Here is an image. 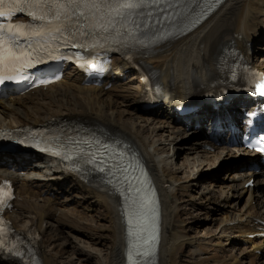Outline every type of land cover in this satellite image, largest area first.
I'll use <instances>...</instances> for the list:
<instances>
[{
    "label": "bare ground",
    "instance_id": "obj_1",
    "mask_svg": "<svg viewBox=\"0 0 264 264\" xmlns=\"http://www.w3.org/2000/svg\"><path fill=\"white\" fill-rule=\"evenodd\" d=\"M261 42L264 0H224L194 29L139 58L157 73L156 107H142V75L127 58L115 55L112 76L108 74L99 85L85 84L83 74L73 66L47 87L1 98L0 128L67 120L127 142L146 166L159 194L161 235L154 264H243V259L248 264H264V256L253 254L264 250V172L249 168L257 161L256 154L229 145L223 136L213 140L209 123L215 111L211 105H203L188 117L191 125L174 112L197 89L201 90L198 94L212 90L224 79L223 61L238 50L264 73ZM247 102L236 97L224 110L237 122ZM194 123L199 127H192ZM188 125L191 128L186 129ZM225 158L235 160L199 182L206 165L213 167ZM195 167L196 178L187 180L185 174ZM250 179L254 184L246 185ZM1 180H10L15 188L13 206L6 212L11 226L19 233L35 232L39 237L35 247L38 264H125L122 211L127 206L105 185L104 178L67 172L52 157L18 156L0 150ZM188 191L193 193L183 203L181 195ZM244 196L247 199L239 206ZM69 200L74 202L70 208L64 204ZM189 209L193 210L190 214L204 210L210 216L207 227L218 224L206 232L199 231V225L180 221ZM253 234L259 236L251 237ZM232 240L242 244L239 256L225 253L226 248H210ZM0 264L30 263L11 260L0 251Z\"/></svg>",
    "mask_w": 264,
    "mask_h": 264
},
{
    "label": "snow or ice",
    "instance_id": "obj_2",
    "mask_svg": "<svg viewBox=\"0 0 264 264\" xmlns=\"http://www.w3.org/2000/svg\"><path fill=\"white\" fill-rule=\"evenodd\" d=\"M3 2L4 0H0V3ZM17 2L20 5L17 7V12L27 10L28 16L39 23L29 25V32H20L19 29L14 31L12 25L5 28L0 24V68L13 71L17 70L18 65L23 67L25 57L31 54L24 50L21 44L22 37L25 41L30 40L31 36L42 40H52L67 32L75 38V33L80 29L71 21L82 19L88 22L85 35L95 32L97 35L102 34L101 38L107 41L111 38L112 31H116L117 35L120 34L116 29L117 24H123L133 17L145 14L147 18H151L154 13L148 10L167 4L168 0H17ZM78 9H83V11L77 14ZM161 10L162 12L167 11L166 9ZM4 15L0 12V16ZM166 18L164 15L159 16L157 23ZM129 35L134 43L115 42L121 43V46L125 48L144 45L142 40L132 36L131 33ZM83 46V44L79 45V47ZM28 47L31 49L30 43ZM72 47H77V44L73 43ZM11 79L13 76L10 73L0 75V84ZM103 170L101 168V171Z\"/></svg>",
    "mask_w": 264,
    "mask_h": 264
},
{
    "label": "rangeland",
    "instance_id": "obj_3",
    "mask_svg": "<svg viewBox=\"0 0 264 264\" xmlns=\"http://www.w3.org/2000/svg\"><path fill=\"white\" fill-rule=\"evenodd\" d=\"M259 46H262V43L259 45ZM209 151H213V150H209ZM235 159H224V160H222V161H219V162H216L214 165H213V167H209L208 165H206L205 166V171L204 172H202L201 173V175H199V182L200 183H203V182H205V178L206 177H208L210 174H213V175H216V173L218 172V170L220 169V167H223L224 166V164L226 163L227 164V162H233ZM209 168V169H208ZM208 169V170H207ZM191 171H190V169H189V171L187 172V174H185L186 175V177H187V180L191 177V173H190ZM190 182V181H189ZM193 189V188H192ZM219 189L217 188V192H216V194L218 195V197L220 198V192L218 191ZM191 193H193L192 191H188V194H186V192L183 194V195H181V197L183 198V199H181L182 201H183V203L185 202V200L186 199H188L189 198V196H190V194ZM44 196V195H43ZM42 198V197H41ZM74 199H75V197H74ZM246 199H247V196H244L243 198H242V200L240 201V203H238L239 204V206H242V204L246 201ZM66 203H64L65 205H67L69 208H70V206H71V204L72 205H74V202L72 201V200H69L68 202L67 201H65ZM255 202H257V199H255ZM250 204H251V202H250ZM255 204H257V203H254V204H251V205H255ZM220 208V207H219ZM75 209L76 210H79L80 208L79 207H75ZM191 210L192 209H189L188 211H187V213H189V214H187V215H185V214H183V215H181V218H180V221H182V220H187L186 222H189L188 224L189 225H199L198 227H197V229L199 230V231H210V230H213L215 227H216V225L218 224V221H216L215 222V224L213 223V225H212V227H207V223H209L208 221H209V217L207 216L206 217V214L205 213H202L204 210H202L201 212H198V211H196V212H194L193 214H190V213H192L193 212V210H192V212H191ZM213 212V211H212ZM74 216L75 215H77V212H75V211H73V213H72ZM192 215V216H191ZM186 216V217H185ZM187 216H189L188 218H187ZM91 224H94V223H91ZM212 228V229H211ZM220 228H222V227H220ZM206 231V232H207ZM22 234V233H21ZM28 234H33V235H35V237H36V239H35V242H34V247L36 246V243H37V241L39 240V237L37 236V234L36 233H34V232H31V233H25V234H23V235H28ZM69 239V241H71V237H69L68 238ZM197 240H199V239H197ZM77 241V243H81L80 241H78V240H76ZM222 244V245H221ZM241 243L239 242V241H237V240H232V242H227V243H225V242H223V243H218V244H215V246H213L212 245V247H210V248H212V249H217V251H221L222 249H224V248H226V250H225V253H234L235 255H237V256H239L238 255V253H240L241 251ZM63 248V247H62ZM241 254V253H240ZM254 254V253H253ZM255 254H257L256 252H255ZM257 256H259V257H261V256H264V251H263V253L262 254H260V255H257ZM248 260H246V259H243L242 260V263L243 264H248V262H247Z\"/></svg>",
    "mask_w": 264,
    "mask_h": 264
}]
</instances>
